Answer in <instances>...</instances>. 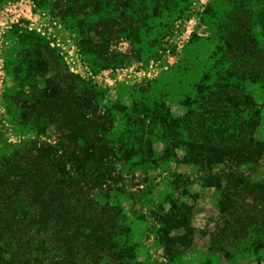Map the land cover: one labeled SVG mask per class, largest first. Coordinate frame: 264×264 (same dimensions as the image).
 <instances>
[{"label": "rangeland", "instance_id": "rangeland-1", "mask_svg": "<svg viewBox=\"0 0 264 264\" xmlns=\"http://www.w3.org/2000/svg\"><path fill=\"white\" fill-rule=\"evenodd\" d=\"M241 9L264 48V0H0V163L33 146L61 148V134L42 119L51 117L41 107L46 81L58 69L79 80L84 99L93 98L114 147L138 138L130 160L115 161V171L100 181L85 180L76 199L91 213L106 206L115 216L118 249L134 256L125 264H264V246L239 252L214 243L220 191L204 186L182 151L162 160L160 132L153 159L139 158V118L157 114L152 108L160 105L161 114L182 116L202 93L197 87L230 67L226 51ZM240 86L259 109L264 139V83ZM239 170L264 182V158ZM171 207L190 208V236L165 230Z\"/></svg>", "mask_w": 264, "mask_h": 264}, {"label": "trees", "instance_id": "trees-1", "mask_svg": "<svg viewBox=\"0 0 264 264\" xmlns=\"http://www.w3.org/2000/svg\"><path fill=\"white\" fill-rule=\"evenodd\" d=\"M248 13L235 14L226 51L230 67L197 87L202 93L185 114H161L160 105L152 108L157 114L139 118L141 161L153 159L159 132L165 144L162 160L182 151L183 159L203 174L204 186L220 191L222 222L214 243L239 252L264 246V182L239 170L264 158L260 112L240 86L264 83V48L252 34ZM56 70L46 81L41 107L51 117L42 119L61 134V148L33 146L0 163V264H125L134 256L118 249L115 216L106 206L91 213L77 200L85 180L100 181L115 171V161L130 160L138 138L132 135L114 147L107 139L109 121L97 115L93 98L82 97L75 76ZM115 149L126 154L118 156ZM220 166L224 172L215 173ZM184 209L171 207L163 225L165 230L182 228L186 238L192 228L190 208Z\"/></svg>", "mask_w": 264, "mask_h": 264}]
</instances>
